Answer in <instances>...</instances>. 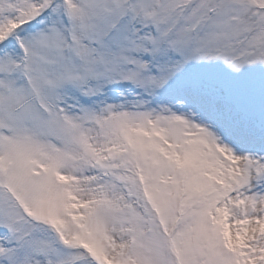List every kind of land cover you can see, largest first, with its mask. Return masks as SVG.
Returning a JSON list of instances; mask_svg holds the SVG:
<instances>
[{
  "label": "snow or ice",
  "instance_id": "obj_1",
  "mask_svg": "<svg viewBox=\"0 0 264 264\" xmlns=\"http://www.w3.org/2000/svg\"><path fill=\"white\" fill-rule=\"evenodd\" d=\"M0 264H264V0H0Z\"/></svg>",
  "mask_w": 264,
  "mask_h": 264
}]
</instances>
